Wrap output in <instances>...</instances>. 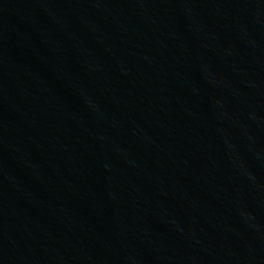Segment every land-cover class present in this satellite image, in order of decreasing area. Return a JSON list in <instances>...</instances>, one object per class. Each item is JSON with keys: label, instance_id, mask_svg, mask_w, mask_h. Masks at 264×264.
I'll list each match as a JSON object with an SVG mask.
<instances>
[{"label": "water", "instance_id": "1", "mask_svg": "<svg viewBox=\"0 0 264 264\" xmlns=\"http://www.w3.org/2000/svg\"><path fill=\"white\" fill-rule=\"evenodd\" d=\"M0 264H264V0H0Z\"/></svg>", "mask_w": 264, "mask_h": 264}]
</instances>
